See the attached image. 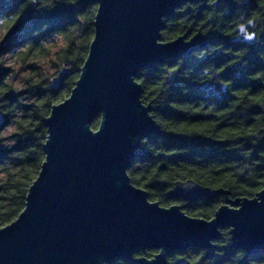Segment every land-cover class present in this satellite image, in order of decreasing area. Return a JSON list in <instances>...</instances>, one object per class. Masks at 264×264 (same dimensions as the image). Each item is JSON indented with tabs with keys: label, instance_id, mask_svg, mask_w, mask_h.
<instances>
[{
	"label": "water",
	"instance_id": "95a60500",
	"mask_svg": "<svg viewBox=\"0 0 264 264\" xmlns=\"http://www.w3.org/2000/svg\"><path fill=\"white\" fill-rule=\"evenodd\" d=\"M90 1L97 7L87 57L69 96L43 119L45 158L24 209L0 228V264H168L176 251L213 248L220 227L230 228L233 248L264 251V188L253 198L226 200L206 220L187 215L179 204L150 201L127 174L142 156V141L161 133L153 107L141 100L137 74L189 57L214 40L200 32L171 41L160 36L183 4L203 9L209 0ZM253 24L239 25L233 41L252 44ZM70 74L61 66L52 88L58 90ZM220 194L228 192L186 180L175 182L167 197L195 202ZM148 249L157 251L152 258L135 257Z\"/></svg>",
	"mask_w": 264,
	"mask_h": 264
},
{
	"label": "trees",
	"instance_id": "16d2710c",
	"mask_svg": "<svg viewBox=\"0 0 264 264\" xmlns=\"http://www.w3.org/2000/svg\"><path fill=\"white\" fill-rule=\"evenodd\" d=\"M96 7L90 0H0V21L6 27L0 57L21 45L25 50L18 53L20 61L43 56L42 42L61 35L65 43L57 60L69 63L71 71L54 90L52 78L31 63L32 70L22 79L24 89L17 93L4 77L8 69L0 65V110L5 117L0 126V228L24 209L45 158L43 119L69 96L79 76L93 39ZM250 21L257 41L234 42L235 29ZM198 32L214 40L189 57L137 74L141 100L153 107L151 115L161 133L142 141V156L127 174L133 185L147 191L150 201L163 207L179 204L187 215L210 220L226 200L253 198L264 188V0H221L219 6L209 0L203 9L197 3L183 4L165 21L160 36L171 41ZM84 37L87 42L81 47ZM99 123L97 117L91 128L96 130ZM186 180L228 194L193 203L169 199L174 183ZM156 252L141 250L137 256L152 258ZM212 252L177 251L169 256V264H213ZM215 264L226 261L221 258ZM237 264H264V255Z\"/></svg>",
	"mask_w": 264,
	"mask_h": 264
},
{
	"label": "rangeland",
	"instance_id": "374dc122",
	"mask_svg": "<svg viewBox=\"0 0 264 264\" xmlns=\"http://www.w3.org/2000/svg\"><path fill=\"white\" fill-rule=\"evenodd\" d=\"M4 21H0V40L6 33V27L3 26ZM80 33L75 34V39L78 41ZM87 42V38L84 37L81 41V47H84ZM65 39L61 35H53L48 38L46 41L42 42L46 53L40 57H29L24 62L18 59V53H22L25 50V46H17L9 49L0 57V65L4 69H8L6 81L12 82L15 86L17 93L23 91L24 86L22 85V79L27 75L32 69L30 64H37L40 68V74L46 77L54 78L60 67L63 65L60 61L57 60V53L64 46ZM67 68H70V64H65ZM21 96V101L26 103L27 101ZM11 129V125L8 126V131Z\"/></svg>",
	"mask_w": 264,
	"mask_h": 264
},
{
	"label": "flooded vegetation",
	"instance_id": "af4514ba",
	"mask_svg": "<svg viewBox=\"0 0 264 264\" xmlns=\"http://www.w3.org/2000/svg\"><path fill=\"white\" fill-rule=\"evenodd\" d=\"M248 32L255 34V32L253 30V26L248 29ZM235 37H236V34H235ZM256 41H257V38H255L253 43H255ZM238 43H244V42L239 41ZM1 126H3V125H1ZM195 202H197V201H195ZM187 203H193V202H187ZM224 204H225V202H224ZM229 231H230V228L220 227L219 228V236L215 240L212 241L213 248H211V249H198V248H188V249H195V250H198V252L213 251L210 254V259L213 262V264H215L221 258H224V261H226V264H237L239 261L242 262V260H244V259L256 261L257 258H259L261 255H264V251H261L258 253H247L244 249L233 248L232 247V243H233L232 237H231ZM223 234H225V236H222ZM226 239H227V241H226ZM223 241H225V244ZM188 249H184V250H180V251H186ZM137 253L135 254V257H141V256H137ZM170 255H168V257H167L168 264L170 263V261H169L171 258V257H169ZM237 260H239V261L237 262ZM181 264H183V261H181Z\"/></svg>",
	"mask_w": 264,
	"mask_h": 264
}]
</instances>
